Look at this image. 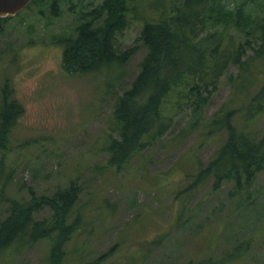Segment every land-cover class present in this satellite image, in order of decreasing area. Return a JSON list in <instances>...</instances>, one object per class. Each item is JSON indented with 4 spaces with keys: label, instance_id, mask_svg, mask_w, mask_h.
Instances as JSON below:
<instances>
[{
    "label": "rangeland",
    "instance_id": "1",
    "mask_svg": "<svg viewBox=\"0 0 264 264\" xmlns=\"http://www.w3.org/2000/svg\"><path fill=\"white\" fill-rule=\"evenodd\" d=\"M101 2L35 0L3 23L0 99L7 83L10 99L22 111L3 154L9 179L0 219L6 215L7 198L11 204L40 200L73 181L81 191L77 211L82 222L66 242L61 264H86L97 257H102L100 264H264V175L239 192L227 181L213 187L209 177L179 193L189 184L186 173L204 167L226 137L225 132H209L211 115L232 96L246 102L245 93L233 94L229 81L236 67L230 65L219 77L196 129L188 122L190 108L174 110L171 129L121 172L105 164L109 133L117 136L108 124L114 98L129 87L145 53L137 40L143 22L168 13L171 0L132 4V19L116 39L120 52L136 46L125 64L84 74L64 72L61 44L52 42L74 37L79 18ZM229 34L233 42L225 37L222 47L242 38L234 28ZM258 86L254 81L249 94ZM243 121L238 109L232 120L238 129L256 137L264 134V109L248 125ZM41 207L37 220L50 215L46 205ZM49 250L50 241L40 240L5 251L0 264H48Z\"/></svg>",
    "mask_w": 264,
    "mask_h": 264
},
{
    "label": "trees",
    "instance_id": "2",
    "mask_svg": "<svg viewBox=\"0 0 264 264\" xmlns=\"http://www.w3.org/2000/svg\"><path fill=\"white\" fill-rule=\"evenodd\" d=\"M134 2L102 0L96 10L81 16L75 36L58 40L63 47L64 71L84 74L103 66L125 64L136 52V46L120 52L116 39L132 19L129 14ZM163 13L158 19L143 22L137 40L145 53L129 87L114 98L108 124L117 136L109 133L104 146L105 164L121 172L136 154L157 143L171 129L174 110L190 108V128L200 126L219 77L232 65L237 68L236 74L229 76L233 94L245 93L246 102L240 103L232 96L211 115L206 124L209 132H225L226 137L204 167L201 165L196 174L186 173L189 184L179 193L198 187L209 177L213 178V187L227 181L232 183L234 192L243 191L257 176L264 175V134L256 137L232 123L238 109L244 125L264 109V0H171L169 12ZM12 17H0V30ZM232 28L242 35L241 40L232 47H222L225 37L233 42L229 34ZM254 81L259 86L250 95ZM1 92L0 200L4 201L9 175L5 173L3 154L8 149L11 127L22 109L10 99L7 83ZM232 104L238 108H232ZM80 195L79 187L70 181L66 187H56L50 196H40V200L11 204L7 198L6 215L0 219V258L5 251L16 252L47 239L48 264H61L66 242L81 227L82 216L77 211ZM42 205L49 208L50 215L37 220L34 215ZM101 259L88 263L100 264Z\"/></svg>",
    "mask_w": 264,
    "mask_h": 264
},
{
    "label": "water",
    "instance_id": "3",
    "mask_svg": "<svg viewBox=\"0 0 264 264\" xmlns=\"http://www.w3.org/2000/svg\"><path fill=\"white\" fill-rule=\"evenodd\" d=\"M31 0H0V17L15 16L21 12Z\"/></svg>",
    "mask_w": 264,
    "mask_h": 264
},
{
    "label": "flooded vegetation",
    "instance_id": "4",
    "mask_svg": "<svg viewBox=\"0 0 264 264\" xmlns=\"http://www.w3.org/2000/svg\"><path fill=\"white\" fill-rule=\"evenodd\" d=\"M25 8H26V7H25ZM25 8H24V9H25ZM24 9H23V10H24ZM80 23H81V22H80ZM80 23H79V24H80ZM79 24H78L76 27H78ZM58 40H59V39H58ZM58 40H56L57 42L53 41L52 44H57V45H59V44H58V43H59ZM60 47H61V55H62L63 47H62L61 45H60ZM61 58H62V57H61ZM61 69H63V71H64V68H63V66H62V63H61ZM64 72H65V71H64Z\"/></svg>",
    "mask_w": 264,
    "mask_h": 264
}]
</instances>
